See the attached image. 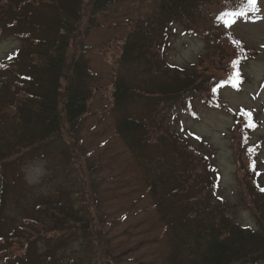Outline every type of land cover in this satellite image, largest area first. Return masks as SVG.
<instances>
[{"label": "rangeland", "instance_id": "374dc122", "mask_svg": "<svg viewBox=\"0 0 264 264\" xmlns=\"http://www.w3.org/2000/svg\"><path fill=\"white\" fill-rule=\"evenodd\" d=\"M257 5L256 11L233 15L219 27L256 53L242 66L243 85L238 90L220 89L221 108L193 102L195 116L164 110L153 115L144 100L136 98L116 106L113 84L121 78L144 93L165 77L167 69L190 71L206 55L203 40L177 23L165 27L161 20L152 28L150 21V28L149 24L138 28L155 12L152 0H125L93 17L86 11L70 42V69L60 81V90L74 82L89 92L86 112L72 124L63 121L57 134L32 146L26 144L29 138L41 134L36 122L30 130H20L9 122L0 125V178L5 184L0 237L7 238L24 226L26 219H36L42 236L29 246L28 264H172L173 258L181 259L184 249L166 233L170 217L159 211L154 201L160 199L163 189L176 183L170 172L174 162L166 163V152L153 144L146 132L142 137L136 134L134 144L128 146L116 130L121 117L145 126L160 124L170 140L195 150L206 171L209 191L205 212L220 207L226 218L255 228L239 186L242 181L231 129L236 112L243 109L254 113L258 125L250 132L249 142L262 144L255 158L254 180L264 189V0H257ZM54 17L56 10L42 4L34 10L32 22ZM144 36L158 41L162 69L156 74L145 70L142 63L122 57L124 47ZM16 53V73L29 74L32 66L22 40L14 31L3 32L0 63ZM76 63L86 65L80 79L72 78ZM180 170L177 165L174 173ZM243 171L248 176L246 169ZM68 210L77 214L80 224L64 223L63 214Z\"/></svg>", "mask_w": 264, "mask_h": 264}, {"label": "trees", "instance_id": "16d2710c", "mask_svg": "<svg viewBox=\"0 0 264 264\" xmlns=\"http://www.w3.org/2000/svg\"><path fill=\"white\" fill-rule=\"evenodd\" d=\"M123 1L125 0H0V36L5 31H14L22 40L32 66L29 74H17L18 53L0 63L1 126L9 122L20 130H30L36 122L41 128V134L29 138L26 144L32 146L50 135L57 134L63 121L72 124L86 112V103L90 96L84 87L72 82L64 91L60 90V81L62 78L65 79L64 76L70 69L67 60L70 42L75 37L76 25L83 16H86V11L93 17L113 4ZM152 2L155 5V12H152L146 18V23L138 28L142 30L144 25L146 28L148 24L150 28L148 21L151 22V28L157 20H161L165 27L177 23L188 34L204 41L206 55L202 56L199 65L190 71L167 69L163 72L166 74L165 77L158 83L151 84L150 89H146L144 93L118 78L113 84L114 104L123 106L131 99H143L146 108L153 115L162 110L192 114L193 101L221 108L218 103L219 90L223 87L239 89L244 82L241 68L249 60L254 59L256 53L233 37L223 34L218 27L220 23L228 21L233 13L255 10L256 2L252 3L251 0H152ZM42 4L54 8L57 17L49 21L32 22L34 10L37 11ZM89 22H92V18ZM41 34L49 35L43 37ZM131 43L124 47L122 57L142 63L145 70L153 74L162 69L159 67L158 43L156 44L154 39L144 36L138 43L133 41ZM85 72L86 65L76 63L72 78L80 79ZM233 123L231 129L235 136L233 150L242 181L239 186L243 189L244 203L248 201L249 211L255 220V228L240 226L226 218L223 215L224 210L220 207L211 213L205 212L203 206L207 202L209 191L207 181L204 179L206 171L204 162L195 150L185 147L181 142L173 141L174 139L170 140L163 133L161 125L154 122L151 126H145L144 123L121 117L116 124L117 133L128 146L134 144L136 134L142 137L146 132L152 136L153 144L166 152V163L174 162V165H169L176 183L163 189L160 199L154 200L155 207L170 217L166 233L184 249L183 252L180 251L181 259L173 258L172 264L264 263V191L258 188L254 180L255 158L261 144H249L250 132L256 128L257 123L253 113L248 110L238 111ZM177 165L181 170L175 174ZM243 169H246L248 176ZM242 177H245L244 180ZM4 186L1 177L0 205ZM63 216L64 223L80 224V218L71 210ZM32 219L25 221L26 224L31 223L32 227L29 225L26 227L25 224L7 235L6 239L0 237L2 264H28L29 246L42 236L41 230L37 229L39 223ZM48 232L49 229H46L45 233ZM175 253L177 254V251Z\"/></svg>", "mask_w": 264, "mask_h": 264}, {"label": "snow or ice", "instance_id": "6c2138e0", "mask_svg": "<svg viewBox=\"0 0 264 264\" xmlns=\"http://www.w3.org/2000/svg\"><path fill=\"white\" fill-rule=\"evenodd\" d=\"M251 2H252V3H255V2H256V0H251ZM262 191H264V189H262Z\"/></svg>", "mask_w": 264, "mask_h": 264}]
</instances>
